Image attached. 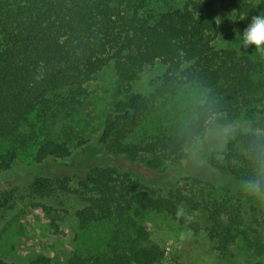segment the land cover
<instances>
[{
    "label": "trees",
    "instance_id": "1",
    "mask_svg": "<svg viewBox=\"0 0 264 264\" xmlns=\"http://www.w3.org/2000/svg\"><path fill=\"white\" fill-rule=\"evenodd\" d=\"M158 1L0 0V139L29 140L23 127L30 115H66L68 103L86 92L101 68L110 66L117 96L94 140L82 139L73 150L59 138L34 142L32 163L38 169L71 164L74 156L96 144L156 175L94 165L70 187L69 175L56 180L38 172L17 198L40 209L71 210L82 224L111 222L103 249L76 250L60 264H164V249L149 239L135 208L166 213L192 232L202 231L219 251L239 240L251 264H264V209L243 193V180L252 171L250 156L264 150V138L238 130L207 157L209 164L238 180L236 187L216 188L175 163L209 127L253 119L256 106L264 102V54L255 47L245 53L243 47L220 46L218 41H240L251 17L264 14V0H212L229 14L221 34L215 17L200 8L206 2L167 3L156 9ZM154 64L160 71L139 82ZM196 89L199 101L181 128L130 138L152 102L172 103V109ZM16 156L14 146L2 150L0 170L12 172ZM15 204L12 195L0 198V225ZM178 204L195 214L191 222L177 221ZM0 264H51V257L36 253L18 261L0 252Z\"/></svg>",
    "mask_w": 264,
    "mask_h": 264
},
{
    "label": "rangeland",
    "instance_id": "2",
    "mask_svg": "<svg viewBox=\"0 0 264 264\" xmlns=\"http://www.w3.org/2000/svg\"><path fill=\"white\" fill-rule=\"evenodd\" d=\"M202 1L206 2V5L199 4L204 12L221 19L218 25L221 34L226 28L229 14L220 10L212 0ZM186 2L190 3L191 0H161L155 2L154 6L156 9H161V6L167 3L182 5ZM218 41L220 46L234 47L240 44L238 39L226 41L227 43L221 39ZM252 47L254 46L249 45L245 53H249L247 51ZM159 71L157 64L148 67L140 76L139 82L144 84L149 76ZM117 88L112 67H103L88 81L84 88L86 92L72 99L66 109L64 108L66 115H63L64 111L59 112V115H30L23 127V134L28 135L29 140L21 142L18 139L10 143L8 140L0 139V152L12 146L17 152L13 164L14 170L12 172L0 170V198L4 196L10 198L12 195L13 200L16 201L15 207L9 210L6 221L0 225L1 254L22 261L28 255L45 253L51 257V264H60L76 250L93 251L104 248L105 239L108 238L111 229V222L108 220L82 224L71 210L40 209L30 205L28 201L18 200L17 197L28 190L29 181L38 172L49 174L56 180L69 175L70 187L77 185L78 174H82L84 169L94 165L111 164L141 176L156 177L152 172L142 169L139 164H130L125 159L114 158L105 148H96V144L91 145V150L83 152L76 158L74 156L71 164L63 162L62 165L57 164L52 167L48 164L38 169L37 165L32 163L37 141L59 138L69 144L70 150H73L74 145L82 139L91 138L93 141L110 102L117 96ZM198 95L196 89V92H192V96L188 95L184 103L172 109V103L162 106L159 101L152 102L149 106L151 111L144 115L137 128L131 132L130 138L141 139L181 128L193 116L191 113L199 101ZM62 96L61 93L57 99L60 100ZM54 107L51 104V108ZM238 130L249 131L255 136L264 138V102L256 106L253 119H239L222 127L217 125L209 127L201 141L175 162L177 167L179 170L213 182L216 188L238 186L236 183L238 180L233 175L219 170L206 160L214 151V147L221 142H227ZM18 135L21 136L20 133ZM167 165L174 166L170 162ZM25 167H28L27 172L24 171ZM243 193L247 201L264 209V200L254 198L245 191ZM133 213L138 221L146 226L149 239L164 249V264H251L253 261L239 240L227 251H219L214 248V244L208 240L205 233L192 232L185 224L174 221L166 213L138 208H135Z\"/></svg>",
    "mask_w": 264,
    "mask_h": 264
},
{
    "label": "clouds",
    "instance_id": "3",
    "mask_svg": "<svg viewBox=\"0 0 264 264\" xmlns=\"http://www.w3.org/2000/svg\"><path fill=\"white\" fill-rule=\"evenodd\" d=\"M214 22L219 25L221 19L216 17ZM224 42L227 43L226 41ZM249 45L254 46L257 52L264 54V14L251 17L249 25L244 29L242 35L240 34L239 50L241 46L247 49ZM250 160L252 171L243 180V190L254 198L264 200V150L254 152L250 156ZM194 215V213L189 214L183 204L177 205L175 212L177 221L183 219L185 222H191L194 219Z\"/></svg>",
    "mask_w": 264,
    "mask_h": 264
}]
</instances>
